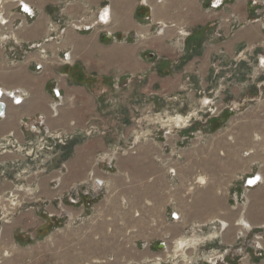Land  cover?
<instances>
[{
    "label": "rangeland",
    "instance_id": "obj_1",
    "mask_svg": "<svg viewBox=\"0 0 264 264\" xmlns=\"http://www.w3.org/2000/svg\"><path fill=\"white\" fill-rule=\"evenodd\" d=\"M254 1L255 20L264 34V2ZM140 8L136 18L147 19L139 14ZM59 20L48 23L49 35L57 34L66 22ZM239 25L234 20L231 28ZM185 38L177 34L174 39L178 51L184 49ZM143 57L151 60L149 53ZM181 59L186 61L188 55ZM262 59L263 41L255 45L243 42L230 54L222 50L212 55L203 83L183 67L172 69L175 62L156 69L157 84L145 73L114 75L109 83L103 79L95 84L99 94L93 117L79 124L74 121L70 128L40 123L50 130L45 136L30 131L29 125L38 123L31 122L29 137L1 140L7 148L0 147V153L13 157L0 167V182L8 183L0 191V239L5 223L32 206L30 195L42 174L55 172L51 185L59 186L73 144L99 137L104 145L94 150L84 180L68 190L73 200L64 199V204L74 206V214L40 212V225L13 232L9 247H0V264H151L150 254L160 257V264H171L188 243L174 236L182 228L168 224L180 220L174 208L198 200L200 193L208 200V211L240 207L245 191L252 186L246 179L262 166ZM67 73L74 80V70ZM179 73L180 79L176 77ZM78 74V82L88 86L98 80ZM78 164L83 161H76V169ZM11 194L14 205L5 200ZM158 215L166 223H153ZM141 217L147 220L141 223ZM204 225L196 230L192 242L194 254L204 252L206 264H218L222 259L236 263L249 244L262 248L264 228L245 231L240 238L251 237L248 244L224 247L221 252L223 246H216L214 240L227 221L212 219ZM177 240L183 248L177 249Z\"/></svg>",
    "mask_w": 264,
    "mask_h": 264
},
{
    "label": "crops",
    "instance_id": "obj_2",
    "mask_svg": "<svg viewBox=\"0 0 264 264\" xmlns=\"http://www.w3.org/2000/svg\"><path fill=\"white\" fill-rule=\"evenodd\" d=\"M23 2L33 11L34 17L27 16L22 5L17 7L13 2L4 1L5 12H12L10 20L15 38L0 40V101L4 104L0 114V142L12 137L19 141L29 137L27 128L31 122L43 123L51 128H70L74 121L79 124L93 117L99 94L95 91V84L103 79L109 83L114 75L123 77L128 73H145L151 83L157 84L160 81L156 69L164 64L172 66L175 62L172 69L183 67L203 83L213 54L222 50L230 54L243 42L254 45L261 41L264 43V34L255 20L254 0ZM248 3L251 5L249 8ZM140 6L148 11L147 19L136 18ZM56 19H61L60 23L66 21L59 41H44L49 36L48 23ZM70 19H74V23ZM234 20L240 25L232 29ZM207 27L210 29L207 30ZM177 34L186 36L182 51H178L179 46L175 45ZM42 41L41 49L29 47ZM145 52L149 53L151 60L144 59ZM183 55H188L186 61H182ZM72 70L74 80L67 73ZM79 72L98 80L92 86L78 82ZM176 77L180 79L181 73ZM103 141L99 137L86 138L72 145L73 152L65 161L67 171L58 187L51 185L57 175L55 172L39 177L32 189L33 195H30L34 198L32 206L19 211L10 222L5 223L0 247H9L13 232L40 225L43 222L40 212L61 215L63 211H70L74 214V206L64 204V199L69 197L73 200V194L68 190L84 180L94 150L102 148ZM74 149L78 150L76 154ZM82 150L84 155L79 153ZM12 157L11 154L0 153V167ZM76 161H83L82 166L78 164V169ZM261 164L260 169L252 173L259 177L260 182L245 191V202L240 207L230 205L215 212L208 211V200L200 193L198 200L174 208L180 220L167 223L182 228L183 231L174 236L188 243L171 264H206L204 252L194 254L196 247L191 237L212 219L227 221L226 228L216 233L215 245L223 246L218 251L224 247L248 244L251 237L240 236L245 231L248 234L250 230L264 228V160ZM94 181L100 183V180ZM7 187L6 181L0 182V191ZM195 208L198 210H193ZM165 219L158 215L152 221L159 223L165 222ZM146 220L144 217L139 219L141 223ZM261 244V249L256 245L251 244V248L250 244L246 245L236 263L264 264V238ZM156 256L150 254L151 264H154ZM221 261L218 264H231L227 260H223L225 263Z\"/></svg>",
    "mask_w": 264,
    "mask_h": 264
},
{
    "label": "built area",
    "instance_id": "obj_3",
    "mask_svg": "<svg viewBox=\"0 0 264 264\" xmlns=\"http://www.w3.org/2000/svg\"><path fill=\"white\" fill-rule=\"evenodd\" d=\"M4 1L6 0H0V40H6V39H14L15 36H14V31H13V28H11V16H12V12L11 13H6L5 12V8H4ZM7 1H10V2H13L14 4H16L17 7L19 6H23L24 7V10L23 12L27 15V16H32L33 15V11L28 8L23 0H7ZM217 1H222V0H217ZM264 2V0H259V2ZM21 6V7H22ZM71 23H74V21H71ZM52 29L54 30V28L57 30L58 27L57 25H51ZM51 29V30H52ZM61 31H62V28H60V30L58 31V33L54 34V35H49L47 38L44 39V41H49V40H56V41H59V37H60V34H61ZM43 41L42 42H39V43H32L29 47L30 48H40L42 45H43ZM29 130L32 131V132H35L37 134H43L44 136L45 135H50V130L48 128H46L45 126H41V124L39 123H32L29 125ZM12 141V139H9ZM11 141H8L7 144L8 145H11V146H14V142L11 143ZM41 141V140H40ZM39 141V142H40ZM32 144V142H29ZM0 147H2V149H6V144L4 143H1L0 142ZM253 185V184H251Z\"/></svg>",
    "mask_w": 264,
    "mask_h": 264
},
{
    "label": "bare ground",
    "instance_id": "obj_4",
    "mask_svg": "<svg viewBox=\"0 0 264 264\" xmlns=\"http://www.w3.org/2000/svg\"><path fill=\"white\" fill-rule=\"evenodd\" d=\"M39 49H41V48H39ZM260 61H261V59H260ZM262 62L264 63V59H262ZM205 101V100H204ZM110 159V158H109ZM257 178H259L257 175H256V178H255V181L257 182L259 179H257ZM201 183V182H200ZM96 188H97V186H96ZM5 200H7L8 202H9V204H11V205H14L15 204V199H14V195L13 194H11L10 196H8L7 198H5ZM217 220V219H216ZM243 223H245V221L243 222ZM226 224V223H225ZM246 224V223H245ZM216 229V228H215ZM213 233V232H212ZM190 234H191V232H190ZM192 238V237H191ZM199 239V238H198ZM201 239V238H200ZM211 239V238H210ZM202 240V239H201ZM200 240V241H201ZM179 240H177V249L178 248H183L184 247V244L180 241V242H178ZM175 242H176V240H175ZM186 242L187 241H185V244H186ZM194 242V241H193ZM196 242V241H195ZM191 243V242H190ZM189 243V244H190ZM190 246V245H189ZM165 247H168V246H165ZM185 249V248H184ZM184 251V250H183ZM222 252V251H221ZM224 252V251H223ZM202 253V252H201ZM218 254V253H217ZM222 254V253H221ZM220 254V255H221ZM212 254H210V256H211ZM214 255V254H213ZM212 255V256H213ZM159 256V255H158ZM207 257V256H206ZM157 259L156 260H154V264H160V261H159V259H160V257H156ZM212 261V260H211ZM210 261V262H211ZM208 262V261H207Z\"/></svg>",
    "mask_w": 264,
    "mask_h": 264
},
{
    "label": "water",
    "instance_id": "obj_5",
    "mask_svg": "<svg viewBox=\"0 0 264 264\" xmlns=\"http://www.w3.org/2000/svg\"><path fill=\"white\" fill-rule=\"evenodd\" d=\"M146 8L143 6V8H140L139 10V14L142 16V17H145V18H148L149 16V13L147 10H145ZM0 95H1V92H0ZM3 108H4V104L0 101V114L2 113L3 111ZM255 182V176L253 177H249L246 179V184L247 185H251Z\"/></svg>",
    "mask_w": 264,
    "mask_h": 264
},
{
    "label": "trees",
    "instance_id": "obj_6",
    "mask_svg": "<svg viewBox=\"0 0 264 264\" xmlns=\"http://www.w3.org/2000/svg\"><path fill=\"white\" fill-rule=\"evenodd\" d=\"M233 264H239V263H233Z\"/></svg>",
    "mask_w": 264,
    "mask_h": 264
}]
</instances>
